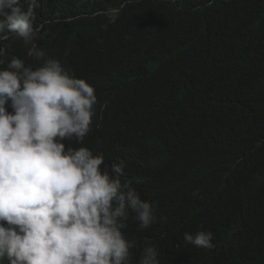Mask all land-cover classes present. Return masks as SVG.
Returning <instances> with one entry per match:
<instances>
[{"label": "trees", "instance_id": "obj_1", "mask_svg": "<svg viewBox=\"0 0 264 264\" xmlns=\"http://www.w3.org/2000/svg\"><path fill=\"white\" fill-rule=\"evenodd\" d=\"M34 17L45 59L97 96L90 131L66 149L109 171L123 161L122 180L154 206L147 229L126 222L132 264L145 245L160 264H264V0H37ZM29 47L0 42V70L13 56L40 66ZM198 231L213 248L185 242Z\"/></svg>", "mask_w": 264, "mask_h": 264}, {"label": "clouds", "instance_id": "obj_2", "mask_svg": "<svg viewBox=\"0 0 264 264\" xmlns=\"http://www.w3.org/2000/svg\"><path fill=\"white\" fill-rule=\"evenodd\" d=\"M36 3L0 0V42L21 39L42 61L33 69L13 56L0 70V262L132 264L136 243L124 235L126 222L132 213L147 229L154 206L122 180L123 161L109 171L102 155L66 149L65 139L82 143L90 131L97 96L34 43ZM213 239L211 231L184 234L197 248H213ZM138 264H160L157 248L145 245Z\"/></svg>", "mask_w": 264, "mask_h": 264}]
</instances>
